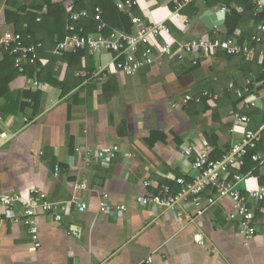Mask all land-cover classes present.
<instances>
[{"label":"crops","instance_id":"0c3cea01","mask_svg":"<svg viewBox=\"0 0 264 264\" xmlns=\"http://www.w3.org/2000/svg\"><path fill=\"white\" fill-rule=\"evenodd\" d=\"M42 2L0 0V21L5 10ZM192 2L201 13L188 17L189 23L171 19L174 5L170 0H143L134 16L146 24L168 22L171 36L157 43L175 44L199 37L225 38L227 13L237 10L243 22L235 38L245 43L259 35L264 44V33L259 30L263 22H257L263 10L254 0H210L211 8L206 7V0ZM252 4H256L254 10ZM222 9L226 10L224 27H217L211 18V27L202 21L204 12L210 10L216 16ZM9 28L0 29V40ZM260 47L258 62L262 64L264 45ZM2 49L0 44V62ZM43 52L57 55L52 50ZM82 57L86 60L81 58V68L77 64L68 69L66 61L58 62L53 71L49 66L43 81L39 71L19 73L10 84V93L0 97V191L27 197L31 188H39L52 203L68 204L79 197L88 209L83 213L71 210L61 224L50 214H40L41 247L34 248L28 228L12 222V215L0 208V264H264V201L250 203L259 233L248 244L239 239L237 224L228 218L229 200H219L202 217L192 209L171 216L162 206L136 203L138 196L155 193L164 184L178 191L175 180L191 178L193 159L184 157L185 148L193 147L196 155L208 147L213 150L211 157H217L241 141L246 125L235 121L241 115L231 105L219 108L218 103L226 87L234 93L239 90L234 77L245 70L241 59L215 55L194 66L174 57L163 58L136 77L111 75L99 81L90 75L111 62L113 54ZM34 80L43 86L35 88ZM248 80L254 83L251 76L236 81L245 87ZM188 95L194 100L184 104ZM252 102L264 112V88L247 96L246 107ZM205 106L211 109L206 111ZM260 130L264 131V124ZM113 145L121 151L107 165L86 167L75 154L77 148L95 152ZM146 181L152 182L150 188L144 186ZM80 183L87 188L77 189ZM241 185L256 189L261 184L253 175ZM104 203L127 209L122 214L103 212Z\"/></svg>","mask_w":264,"mask_h":264},{"label":"built area","instance_id":"2783aa9c","mask_svg":"<svg viewBox=\"0 0 264 264\" xmlns=\"http://www.w3.org/2000/svg\"><path fill=\"white\" fill-rule=\"evenodd\" d=\"M143 0H117L116 6L122 12H132ZM174 5L171 19H181L184 23H189L190 19L184 17L183 10L192 3L193 0H170ZM264 12V5L260 0H254ZM226 12L225 9H222ZM70 35L62 42H58L55 53L75 54L79 51H87L90 54L105 52L113 54L111 62L102 65L97 72L91 74V79L105 81L111 75H124L136 77L140 71L146 67L154 65L163 58H176L184 63L198 65L202 60H206L220 52L229 55L244 56L253 59L258 53V45L262 42V37L254 35L250 41L240 43L235 37L232 38H194L184 42L157 43L163 36H171L172 29L168 22L156 24H146L140 17H132V33L113 30L108 35L104 32L108 29L103 23V11L98 7L95 10L94 20L99 23V33L97 35H86L83 27H77L82 19L88 18L87 11L81 13L68 12ZM40 21V19H38ZM264 33V23L259 27ZM30 42V43H29ZM1 47L14 59V66L19 73L25 74L29 66L37 64L40 53L44 49V44L33 43L32 36L27 37L15 33L9 29L4 30L1 40ZM85 61L86 57H82ZM35 88L43 85L38 81H32ZM254 83L247 81L244 92L250 93ZM237 96L242 97V90H235ZM194 100L191 96H186L184 104ZM250 107H255L254 102ZM238 124H247V116H236ZM263 138L262 130L252 131L245 129L241 141L235 144L232 149L223 155L220 160H213L211 148H203L194 155V148L187 147L183 150V155L187 159H193L191 163L194 174L190 179L184 177L175 180L179 186L178 191H174L170 184L162 185L155 193H146L138 196L136 203L149 207L165 208L167 215L175 216L179 211L187 212L192 209L198 216L202 217L211 210L219 200H229L232 203V210L228 214L230 221L237 224V236L244 243L248 244L258 236V228L255 221V212L250 207L252 201H264V183L256 189H243L242 183L248 177H253L252 172L246 175L234 173L232 170L240 169L245 164V158L250 149H257ZM120 147L106 146L95 152L91 150H75V154L83 159L84 165L89 167L93 163L107 165L109 161L115 159L120 152ZM252 160L259 166H264V151L253 155ZM60 174L59 166L56 167V176ZM146 188L152 186L151 181L144 182ZM77 189H86V183L76 185ZM210 192V193H208ZM105 200L108 195H104ZM0 208L12 215L11 221L22 223L28 228L32 238L33 247L40 248V228L37 217L40 214H50L55 223L61 224L66 214L71 210L83 213L88 209V204L82 198L76 197L68 204L52 203L46 192L39 188H31L27 197L18 193H8L0 191ZM103 212H117L122 214L126 211V205L102 204ZM22 210L20 216L16 215ZM203 244V242H202Z\"/></svg>","mask_w":264,"mask_h":264},{"label":"trees","instance_id":"16d2710c","mask_svg":"<svg viewBox=\"0 0 264 264\" xmlns=\"http://www.w3.org/2000/svg\"><path fill=\"white\" fill-rule=\"evenodd\" d=\"M39 5L35 4L32 7H28L26 4H19L16 10H5L3 18L0 21V29L9 26V30L21 34L24 37L28 35L32 36L33 43L44 44V50L55 51L58 42L64 41L69 35V13L70 11L75 13H81L87 11L88 18L82 19L77 23V27H83L86 35H93L98 33L99 23L94 20L96 8H100L103 11L102 21L108 27L104 32L108 35L113 30L125 31L128 34L132 33V17L137 15V7L133 10V14L130 12H122L116 6L117 0H42ZM248 3H252V0H247ZM206 7L211 8L213 4L210 0H206ZM252 10L256 8V4H252ZM251 10V9H250ZM201 13V9L196 3H190L184 10V17H197ZM243 14L237 10H229L226 17V36L225 39L235 37L236 30L243 22ZM40 19V21L38 20ZM257 22L264 23V12L257 18ZM250 41V40H249ZM30 43V42H29ZM240 43H243L241 40ZM263 47V42L261 43ZM260 45V46H261ZM258 45V53L253 59L246 58L244 56L229 55L226 52H220L218 56H225L228 59L240 58L242 64H245V72L239 73L234 77L235 87L242 90L243 93L245 87L242 83L238 84L237 81L242 80L244 77H252L254 84L262 82L261 86L257 88L253 85L250 89V93L261 91L264 88V60L262 64H259L258 54L261 47ZM41 52L37 64L28 67L26 70L27 75H33L34 72L39 71L38 75L40 81H43V76L47 75V72L54 70L58 62H67L68 69L72 65H77L81 68L82 56L87 55V51H79L75 54H57L52 56L50 54H44ZM3 59L0 62V97L6 98V94L10 93V84L12 81L20 75L17 69L14 67V59L8 54V52L2 49ZM44 58L48 61V64L43 65ZM199 65V64H198ZM196 65V66H198ZM48 68V69H47ZM47 69V70H46ZM237 80V81H236ZM212 90V89H211ZM222 98L218 102L219 108L223 105H231L235 113H239L241 116H247L249 122L246 125V129L252 131H258L260 126L264 124V112L254 107L247 108L245 99L250 93H246L242 99L231 90L226 87L222 92ZM235 94V95H234ZM224 97V99H223ZM227 98V99H226ZM230 98L229 102L228 99ZM206 101H203L205 104ZM211 109L205 106L206 111ZM263 138L257 149H250L245 158V164L236 173L246 175L251 173L259 178L260 184L264 183V176H261V168L257 163L252 160L253 155L258 152L264 151V131L262 132ZM230 149H226L225 152L220 153L214 159H220L223 154L229 152ZM264 167V166H263Z\"/></svg>","mask_w":264,"mask_h":264},{"label":"water","instance_id":"95a60500","mask_svg":"<svg viewBox=\"0 0 264 264\" xmlns=\"http://www.w3.org/2000/svg\"><path fill=\"white\" fill-rule=\"evenodd\" d=\"M260 1L264 5V0H260ZM225 16H226V12H223L222 10L218 11V14H216V16H214L212 11L208 10L202 14L201 19L204 23H206L208 26L211 27L213 25L210 23V18H211L213 21H215L216 26L221 28V27H224Z\"/></svg>","mask_w":264,"mask_h":264}]
</instances>
